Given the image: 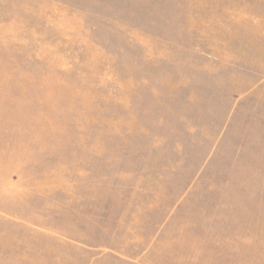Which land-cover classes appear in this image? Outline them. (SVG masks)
Masks as SVG:
<instances>
[{"label": "rangeland", "instance_id": "obj_1", "mask_svg": "<svg viewBox=\"0 0 264 264\" xmlns=\"http://www.w3.org/2000/svg\"><path fill=\"white\" fill-rule=\"evenodd\" d=\"M0 264H264V0H0Z\"/></svg>", "mask_w": 264, "mask_h": 264}]
</instances>
